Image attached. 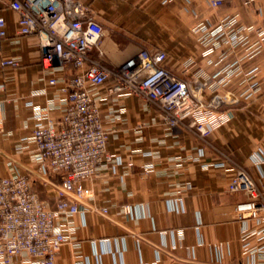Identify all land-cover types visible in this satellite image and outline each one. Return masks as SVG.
Instances as JSON below:
<instances>
[{
	"label": "crops",
	"instance_id": "crops-1",
	"mask_svg": "<svg viewBox=\"0 0 264 264\" xmlns=\"http://www.w3.org/2000/svg\"><path fill=\"white\" fill-rule=\"evenodd\" d=\"M76 1L104 29L92 57L116 67L141 49H162L165 68L195 84L196 98L225 96L218 111L229 119L203 137L186 120L165 124L145 99L105 97V87L97 89L112 160L83 183L85 196L70 219L71 240L55 264H264L259 236L247 237L251 251L244 253L245 229L253 225L234 213L248 195L228 190L237 171L264 190V44L256 53V33L245 46L219 38L220 47L206 54L192 33L227 17L264 30V0H223L219 8L209 0ZM2 16L7 36L0 56L16 65L0 68V177H28L31 190L55 209L60 179L41 169L30 137L37 112L55 120L64 113L59 89L73 71L43 69L37 38L19 35L10 11ZM53 75L57 84L49 86ZM22 260L34 264L26 255Z\"/></svg>",
	"mask_w": 264,
	"mask_h": 264
},
{
	"label": "built area",
	"instance_id": "built-area-1",
	"mask_svg": "<svg viewBox=\"0 0 264 264\" xmlns=\"http://www.w3.org/2000/svg\"><path fill=\"white\" fill-rule=\"evenodd\" d=\"M209 2L214 8L223 5V0ZM5 11L15 15L19 35L37 38L43 69L62 71L71 67L73 71L59 89L66 101L64 113L55 120L47 112H37L30 137L41 169L60 179L55 209L31 190L28 177H0V264H27L22 260L24 255L34 264H55L60 248L71 240L70 219L79 211L77 202L85 196L83 183L96 175L101 164L112 160L107 151L110 131L100 115L97 89L105 87V97L145 99L157 107L165 124L175 127L186 120L203 137L226 123L229 116L218 112L222 98H196L195 84L165 68L166 53L162 49H141L116 67L92 57L104 29L94 13L76 0H0V41L7 36L2 16ZM192 33L207 47L206 54L220 47L219 38L231 47L245 46L247 36L256 33V53L264 44L262 28L239 25L236 17L221 19L214 26L199 24ZM15 65V60L0 56V68ZM232 74L230 71L228 75ZM57 81L53 75L47 84L55 86ZM228 190L248 195L247 200L234 206L236 219L253 225L245 229L244 253L251 251L247 237L256 235L263 241L259 253L264 255V190L244 171L234 173ZM125 211L129 212L128 207Z\"/></svg>",
	"mask_w": 264,
	"mask_h": 264
},
{
	"label": "rangeland",
	"instance_id": "rangeland-1",
	"mask_svg": "<svg viewBox=\"0 0 264 264\" xmlns=\"http://www.w3.org/2000/svg\"><path fill=\"white\" fill-rule=\"evenodd\" d=\"M216 97V96H215ZM217 97H220V98H222L223 100H224V102H225V96H217ZM210 99H212V98H210ZM209 99V100H210ZM209 100H207V101H209ZM219 112V111H218ZM43 200H45V201H47V203H48V200L47 199H43Z\"/></svg>",
	"mask_w": 264,
	"mask_h": 264
}]
</instances>
